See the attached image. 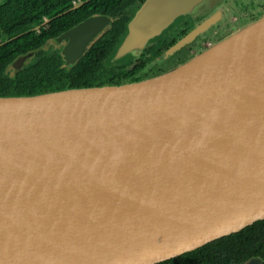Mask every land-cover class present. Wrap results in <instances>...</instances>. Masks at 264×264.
<instances>
[{
	"label": "water",
	"instance_id": "1",
	"mask_svg": "<svg viewBox=\"0 0 264 264\" xmlns=\"http://www.w3.org/2000/svg\"><path fill=\"white\" fill-rule=\"evenodd\" d=\"M223 2L131 9L106 67L204 18L165 58L196 52L163 72L0 96V264H159L264 221V12L242 18ZM113 22L93 14L50 41L63 43L61 66Z\"/></svg>",
	"mask_w": 264,
	"mask_h": 264
},
{
	"label": "trees",
	"instance_id": "2",
	"mask_svg": "<svg viewBox=\"0 0 264 264\" xmlns=\"http://www.w3.org/2000/svg\"><path fill=\"white\" fill-rule=\"evenodd\" d=\"M13 3L17 12V19L13 26L3 28L4 36L9 37L17 34L29 26L39 23L42 16L50 19L68 10L72 0H9ZM77 0H73L76 2ZM137 1V2H136ZM144 0H93L82 9L70 12L52 20L46 31L37 36L35 33L20 37L12 42L8 47L0 50V96L26 95L40 92L54 91L69 87L101 85L90 82V77L100 64L104 66L111 49L118 38L124 33L126 23L131 15V9L142 3ZM135 2V4H134ZM127 16L125 11L131 5ZM93 5V8H92ZM105 14L113 17L114 22L111 29L95 42L86 53L85 57L73 67L78 78L68 82L66 86L63 80L52 88L42 90L44 83H51L52 79L59 74H63L60 55L58 57L49 56L42 47L50 37H56L68 31L84 20L88 15ZM38 49L39 53L32 59L31 63L17 75L16 81L19 83L16 93H11L9 87L12 80L3 79L2 72L6 65L20 54H25L31 50ZM72 67V69H73ZM71 69V68H70ZM63 79V76H62ZM59 81V78H58ZM108 84V83H105ZM39 86L40 91L36 90ZM28 88V91L25 90ZM42 90V91H41ZM15 92V91H14ZM262 234V235H261ZM252 248L251 256L264 260V221L256 222L245 228L238 234L224 237L204 247L186 253L178 258L160 264H232L236 259H241L246 254V250Z\"/></svg>",
	"mask_w": 264,
	"mask_h": 264
},
{
	"label": "flooded vegetation",
	"instance_id": "3",
	"mask_svg": "<svg viewBox=\"0 0 264 264\" xmlns=\"http://www.w3.org/2000/svg\"><path fill=\"white\" fill-rule=\"evenodd\" d=\"M93 0H77L73 4V0L71 1L72 5L71 7L64 11L63 13L53 17V18H46L44 16L41 17L40 22L33 24L26 28L25 30L11 35L9 37L4 36L3 28L7 26H13L14 22L17 19V12L14 9L13 3L9 0H0V50L2 48L8 47L12 42L17 41L22 36H25L27 34L35 33V35L39 36L41 35L46 29L48 28L49 23L54 20L57 17L67 15L70 12H75L77 10L82 9L84 6H87L85 4L91 2ZM137 2V1H136ZM228 3V2H226ZM232 4L237 10H239L241 17L243 18H253L256 19L259 15H261L264 12V0H231ZM80 4V5H79ZM135 4V2H134ZM131 5L129 9H127V12L125 16L129 14L130 9L134 6ZM93 8V5H92ZM94 14V13H93ZM88 15L87 17L91 16ZM86 17V18H87ZM84 18V20L86 19ZM203 17H191L188 18L185 21H181L178 24H175L169 28L168 31H166L163 35L159 36L153 44L149 45L139 59H137L134 62H130L128 64H123L120 66H114V67H106L102 64L99 65V67L95 70V73L90 77V82L93 84H105V83H121L125 81H136L141 78H145L151 75L158 74L160 72H163L167 70L170 66L173 64H177L188 56L192 55L194 52H196V47L194 43L184 45L178 51L174 52L173 55L169 56L168 58H165V53L173 46H175L177 43H179L196 25L201 23L203 21ZM65 33V32H64ZM63 34V33H62ZM60 36V35H59ZM59 36L56 37H50L46 40V43L43 45L42 49L46 54H49V56L58 57L60 55V50L63 48V43H58L57 45H54L53 43H49L50 41H53L57 39ZM196 39V41L199 40ZM195 41V42H196ZM89 50V49H88ZM87 50V52H88ZM34 52L35 58L36 54L39 53L38 49L31 50ZM29 51V52H31ZM27 52V53H29ZM86 52V53H87ZM86 53L82 56V58L76 63L78 64L86 55ZM26 54V53H25ZM23 55V54H20ZM18 55V56H20ZM17 56V57H18ZM16 57V58H17ZM15 58V59H16ZM13 59L10 63L6 65L2 72L3 79L12 80L13 83L9 87V90L11 93H16L17 87L19 86L18 82L16 81L17 75L24 70L26 66H24L22 69L11 72L7 71V67L15 60ZM30 64V63H29ZM75 64V67H76ZM170 65V66H169ZM73 69H66L63 74L56 75L51 83L53 84H45L41 88L42 90L46 88H52V86L61 83L62 80L65 82L63 83L64 86L69 84L68 82H71L73 80H76L78 78L77 74ZM164 67L165 69H163ZM63 76V79H62ZM16 77V78H15ZM59 78V81H58ZM68 81V82H67ZM16 89V90H15ZM25 90L28 91V88ZM36 90L40 91L39 86H36ZM41 90V91H42ZM15 91V92H14ZM243 231V230H242ZM241 232V231H240ZM238 234V233H236ZM235 235V234H233ZM262 235V234H261ZM190 253V252H189ZM252 254V248L246 250V254L241 257V259H236L232 264H241L246 263L249 260L253 259L254 256L250 255ZM170 261V260H169ZM163 263V262H162ZM160 264V263H159ZM261 264H264V260L261 261Z\"/></svg>",
	"mask_w": 264,
	"mask_h": 264
},
{
	"label": "rangeland",
	"instance_id": "4",
	"mask_svg": "<svg viewBox=\"0 0 264 264\" xmlns=\"http://www.w3.org/2000/svg\"><path fill=\"white\" fill-rule=\"evenodd\" d=\"M226 4V2H225V0H224V2L222 3V5H225ZM229 5V4H228ZM176 64V63H175ZM175 64H173L172 66H174ZM170 66V65H169ZM171 67V66H170ZM163 69H165L164 67H162Z\"/></svg>",
	"mask_w": 264,
	"mask_h": 264
}]
</instances>
